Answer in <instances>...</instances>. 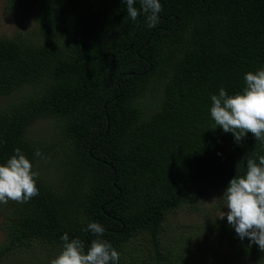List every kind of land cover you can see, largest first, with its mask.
<instances>
[{
    "label": "trees",
    "instance_id": "16d2710c",
    "mask_svg": "<svg viewBox=\"0 0 264 264\" xmlns=\"http://www.w3.org/2000/svg\"><path fill=\"white\" fill-rule=\"evenodd\" d=\"M159 2L149 29L123 0H5L34 25L0 37V165L19 147L39 173V195L0 205V264L35 249L48 256L33 264H49L65 233L87 248L90 222L104 227L119 264H130L137 237H147L154 264H264L226 216L201 208L226 203L246 159L264 155L250 133L236 142L210 116L211 95L241 92L244 75L264 68V0ZM44 120V139L31 137ZM181 211L201 212L202 222L180 238L191 254L177 261L163 235ZM199 250L208 261L190 260Z\"/></svg>",
    "mask_w": 264,
    "mask_h": 264
},
{
    "label": "clouds",
    "instance_id": "9594fccd",
    "mask_svg": "<svg viewBox=\"0 0 264 264\" xmlns=\"http://www.w3.org/2000/svg\"><path fill=\"white\" fill-rule=\"evenodd\" d=\"M123 2L132 21L144 14L149 29L160 23L159 0H139L140 10L134 6L137 0ZM243 80L244 87L239 93L229 95L221 87L218 95H211L210 116L215 128L231 133L234 141L240 142L250 133L264 145V68L247 72ZM34 155L45 158L39 149ZM38 176L31 161L19 147L15 148L6 163L0 165V205L9 201L27 203L38 196ZM222 198L227 212L220 211L219 219L226 216L228 225L241 241L247 238L250 245L255 244L264 252V155L246 159L245 174L229 181ZM85 231L95 237L89 247L79 238L69 239L65 233L60 237L62 250L49 264H119L120 253L103 239L105 229L100 223L90 222Z\"/></svg>",
    "mask_w": 264,
    "mask_h": 264
},
{
    "label": "rangeland",
    "instance_id": "374dc122",
    "mask_svg": "<svg viewBox=\"0 0 264 264\" xmlns=\"http://www.w3.org/2000/svg\"><path fill=\"white\" fill-rule=\"evenodd\" d=\"M33 18L30 15L17 16L14 13L8 12L5 9V0H0V37H12L15 34L26 33L33 27ZM1 100V99H0ZM50 130L48 121H38L30 127L29 135L35 139H44ZM49 170V167H42V172ZM47 173L49 171H46ZM226 203L221 198H215L210 201L202 203L201 208L206 212H211L212 208H216L215 216L219 217L220 211L227 212ZM1 219V209H0ZM201 212L196 213L195 211H181L176 214L169 215L167 225L165 226V233L163 235L164 247L172 250V260L176 256L177 261L183 259L184 256H189L191 251L182 252L184 246L180 242V238L190 239V235L195 231L196 226L201 225ZM3 235L0 232V242ZM200 239V238H199ZM196 239V240H199ZM31 252L25 256L11 257V259H4L2 264H33L36 257L45 259L48 253L40 250H30ZM131 257H128L126 263L136 264H154L155 261L154 251L152 245L149 243L147 237H137L130 246ZM190 260L198 263L197 261H208L205 253L201 250L193 252ZM227 264L230 262L227 261ZM232 264H238L235 260Z\"/></svg>",
    "mask_w": 264,
    "mask_h": 264
}]
</instances>
